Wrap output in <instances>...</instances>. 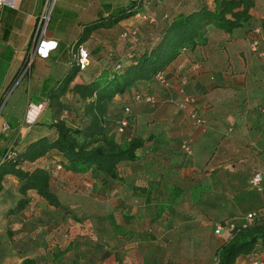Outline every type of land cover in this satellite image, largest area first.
Returning a JSON list of instances; mask_svg holds the SVG:
<instances>
[{
	"label": "crops",
	"instance_id": "0c3cea01",
	"mask_svg": "<svg viewBox=\"0 0 264 264\" xmlns=\"http://www.w3.org/2000/svg\"><path fill=\"white\" fill-rule=\"evenodd\" d=\"M44 1L0 5V104L19 78L0 105V158L13 139L21 151L41 137L56 136L50 105L46 103L36 119L26 123L27 105L45 100L47 91L65 75L69 46L83 25L131 6V0H54L41 33ZM252 3L248 20L230 31L213 23L203 26L196 44L184 46L163 69L167 87L154 80L137 81L111 99L105 114L115 141L142 140L132 160L116 163L114 178L94 167L82 172L56 169L53 162L60 157L56 151L24 161L27 171L52 167L49 188L58 199L55 205L34 189L21 192L14 175H2L0 264H19L24 258L33 264H125V260L177 264L169 255L170 244L179 247L212 238L217 248L228 232H215L216 222L240 221L243 210L252 207L264 211V56L257 54L264 48V0ZM137 5L151 21L139 22L131 14L93 30L80 44L88 51V64L75 83L119 71L131 57L157 44L175 17L202 7L213 10L215 2L140 0ZM253 38L259 39L257 51L249 48ZM39 44L54 46L46 57L38 52L31 57ZM23 66L26 72L21 74ZM136 93L152 95L154 103L134 101ZM183 94L194 98L204 125H194L178 108ZM61 103L59 117L67 125L80 126L82 105L77 96L66 93ZM124 106L130 107L131 116L118 141L112 126ZM183 140L188 141L190 154L181 149ZM255 171L260 173L262 190L249 183ZM79 209L83 213L78 216ZM248 257L238 256L234 264H244Z\"/></svg>",
	"mask_w": 264,
	"mask_h": 264
},
{
	"label": "trees",
	"instance_id": "16d2710c",
	"mask_svg": "<svg viewBox=\"0 0 264 264\" xmlns=\"http://www.w3.org/2000/svg\"><path fill=\"white\" fill-rule=\"evenodd\" d=\"M214 2L213 10L202 7L194 13L175 17L165 28L157 44L131 57L122 69L117 63L115 69L120 70L104 79L75 83L74 79L80 69L70 61L69 55L67 72L47 91L45 97V104L48 103L53 109L54 121L50 125L55 130L56 136L53 139L41 137L29 143L21 151L14 143V154L10 157H3V151L0 158V179L5 173H10L19 180L21 192L34 189L48 203L58 204L56 195L49 188L52 167L35 166L27 171L22 166L24 161L32 162L51 151H56L60 155L53 162L54 168L59 164V168L82 172L94 167L99 172L114 178L116 163L121 160H132L135 149L141 145L142 140L131 137L124 143L115 141L110 132V124L106 120L107 105L115 95L125 92L137 81L152 80L153 75L157 71H163L184 46L195 45L196 38L201 36L202 28L206 24L213 23L225 31L244 24L249 18L248 10L253 4L252 0H214ZM138 8L139 5L131 1L128 10L123 9L115 15L107 18L99 17L83 25L76 42L72 43L69 49L76 50L93 30L109 27L118 20L140 11ZM66 93L77 96L81 102L80 118L83 122L80 126L67 125L58 115L62 109L61 97ZM233 221L236 227L231 232L227 231L228 237L215 249L216 260L213 264H234L238 256L264 252V216H259L245 225H242L243 219ZM19 264H33V260L24 258Z\"/></svg>",
	"mask_w": 264,
	"mask_h": 264
},
{
	"label": "built area",
	"instance_id": "2783aa9c",
	"mask_svg": "<svg viewBox=\"0 0 264 264\" xmlns=\"http://www.w3.org/2000/svg\"><path fill=\"white\" fill-rule=\"evenodd\" d=\"M133 3L138 4L140 0H131ZM54 0H45L43 7L41 9L40 15H39V23L41 25V33L44 31L45 25L48 21L49 14L51 11V7L53 4ZM5 4L10 7H13L15 5V0H0V5ZM136 19L139 22L143 21H151V17L146 13L142 11H138L134 13ZM130 34H134V30L129 31ZM127 32H124L122 34L123 37H125ZM43 42H41L42 45ZM259 44V39L258 38H253L250 41L249 48L251 51H257V46ZM40 44L37 45V47L33 50L31 57L35 54V52H38L39 55L42 57L47 56V52L53 48L54 45H43L41 46ZM42 47V48H41ZM258 56L263 57L264 56V48L261 50L257 51ZM69 55H70V61H72L80 70L84 69L85 66L88 64V51L83 48L82 46H79L76 50L69 49ZM26 72V68L23 69L22 73ZM152 80L157 82L160 86L162 87H167L168 82L163 74V71H157L153 77ZM179 92L182 93L181 87L179 88ZM134 101H144L145 103L148 104H153L154 103V97L150 94L146 95H140L139 93H136L133 96ZM195 100L192 96L189 95H182L180 101L177 103V106L179 109H182L187 118L197 126H202L205 124V119L197 112V109L194 106ZM45 105V100L41 101L38 104L32 105L28 104L27 109L24 115V122L26 123H31L33 122L38 113L42 110L43 106ZM34 110V111H33ZM122 116L116 119L113 124H116L117 128L116 131L119 133L123 132V129L127 126L128 123V116L130 114V109L128 106H124L122 109ZM7 124H2V129H7ZM14 141L13 139L10 144L5 148L3 152V157H10L14 154L13 151V146H14ZM181 149L187 153L190 154L191 148L187 140H183L180 143ZM55 168H59V164L55 165ZM261 176L258 171H255L251 174L249 178V183L250 185L257 189V190H262L263 186L261 185ZM259 216H264V211L262 209H254L250 208L248 209L245 214L243 215V222L242 225L249 224L251 223L255 218ZM236 227L235 222L231 219H223L219 222L215 223L214 226V231L219 232L221 230H226L228 232H231L234 228ZM244 264H264V252L263 253H253L248 257L246 262Z\"/></svg>",
	"mask_w": 264,
	"mask_h": 264
},
{
	"label": "rangeland",
	"instance_id": "374dc122",
	"mask_svg": "<svg viewBox=\"0 0 264 264\" xmlns=\"http://www.w3.org/2000/svg\"><path fill=\"white\" fill-rule=\"evenodd\" d=\"M18 79L19 78H17V80ZM17 80L13 83V86L11 85L10 89L4 94L0 104L1 106L5 102V99L9 94L10 90L14 88L15 84L17 83ZM130 116H131V109H130ZM116 128L117 126L116 124H114L112 126L113 134L115 135V137H117L118 141H122V139L119 138L120 133L116 131ZM130 138L131 137H129V139ZM246 211L247 210H243L242 215H244ZM75 213L78 214L79 216L83 213V211L79 209L76 210ZM210 240L213 239L212 238L211 239L209 238V240L206 239L205 242L203 243H196V242L182 243L179 244V247L176 246L177 244H170V246L167 248L169 249L168 252L170 257H172L177 264H213L216 260L215 248L218 242L210 241ZM128 262H129L128 260L124 261L125 264H127Z\"/></svg>",
	"mask_w": 264,
	"mask_h": 264
}]
</instances>
